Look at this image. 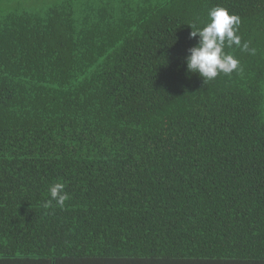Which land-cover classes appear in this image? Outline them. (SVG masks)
<instances>
[{
	"label": "trees",
	"instance_id": "1",
	"mask_svg": "<svg viewBox=\"0 0 264 264\" xmlns=\"http://www.w3.org/2000/svg\"><path fill=\"white\" fill-rule=\"evenodd\" d=\"M0 264H264V0H0Z\"/></svg>",
	"mask_w": 264,
	"mask_h": 264
},
{
	"label": "clouds",
	"instance_id": "2",
	"mask_svg": "<svg viewBox=\"0 0 264 264\" xmlns=\"http://www.w3.org/2000/svg\"><path fill=\"white\" fill-rule=\"evenodd\" d=\"M209 22L202 29L191 32V37H199L198 45L189 49L186 58L189 72L198 74L204 81H211L218 75H231L239 71V61L232 54L225 51L233 45L241 47L243 51H251L248 43L241 44V37L237 34L240 17L230 14L223 7H215L209 12ZM192 28V27H191ZM64 183L56 182L49 188V196L43 207L51 209L53 202L63 208L69 195Z\"/></svg>",
	"mask_w": 264,
	"mask_h": 264
}]
</instances>
